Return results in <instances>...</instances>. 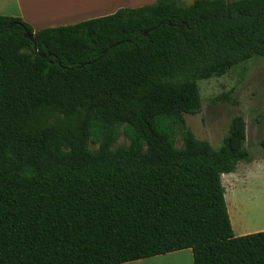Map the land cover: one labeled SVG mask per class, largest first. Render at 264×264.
<instances>
[{
	"label": "trees",
	"instance_id": "obj_1",
	"mask_svg": "<svg viewBox=\"0 0 264 264\" xmlns=\"http://www.w3.org/2000/svg\"><path fill=\"white\" fill-rule=\"evenodd\" d=\"M255 56L264 0H155L39 30L0 15V264L187 248L193 264H264V230L234 235L221 182L250 160L245 119L213 147L184 118L197 80Z\"/></svg>",
	"mask_w": 264,
	"mask_h": 264
},
{
	"label": "rangeland",
	"instance_id": "obj_2",
	"mask_svg": "<svg viewBox=\"0 0 264 264\" xmlns=\"http://www.w3.org/2000/svg\"><path fill=\"white\" fill-rule=\"evenodd\" d=\"M193 0H179L189 4ZM153 3V2H152ZM150 4V3H148ZM201 108L184 114L187 126L196 138L220 146L233 115H242L246 122L245 146L250 160L238 161L234 170L221 175L225 201L233 233L242 235L264 230V57L255 56L229 68L220 76L197 80ZM128 142L121 136L118 143ZM181 144L179 136L177 145ZM191 251L184 249V251ZM172 253V252H170ZM157 258L147 264H162L163 260H189V252Z\"/></svg>",
	"mask_w": 264,
	"mask_h": 264
},
{
	"label": "crops",
	"instance_id": "obj_3",
	"mask_svg": "<svg viewBox=\"0 0 264 264\" xmlns=\"http://www.w3.org/2000/svg\"><path fill=\"white\" fill-rule=\"evenodd\" d=\"M154 1L155 0H0V15L18 16L29 23L34 30H39L44 27L68 25L89 18L105 16L114 13L121 7H138ZM183 252H189L192 260L191 251H184L183 249L175 251L174 254H182ZM172 253L156 255L120 264H147L154 259L171 256ZM167 260H170V263L165 262ZM167 260H163L162 264H172L171 261H174L173 264H185V260H176L174 258Z\"/></svg>",
	"mask_w": 264,
	"mask_h": 264
},
{
	"label": "water",
	"instance_id": "obj_4",
	"mask_svg": "<svg viewBox=\"0 0 264 264\" xmlns=\"http://www.w3.org/2000/svg\"><path fill=\"white\" fill-rule=\"evenodd\" d=\"M147 30L146 31H144V35H146L147 34ZM25 37H27L28 39H30L32 42H34V37H33V35L32 34H30V33H28V32H26L25 33ZM103 52H105V50L103 51ZM42 57H44L45 55H41Z\"/></svg>",
	"mask_w": 264,
	"mask_h": 264
},
{
	"label": "bare ground",
	"instance_id": "obj_5",
	"mask_svg": "<svg viewBox=\"0 0 264 264\" xmlns=\"http://www.w3.org/2000/svg\"><path fill=\"white\" fill-rule=\"evenodd\" d=\"M184 260H185V259H184ZM169 261H170V260H167V261H165V262L170 263ZM171 262H172V264H173L174 261H171ZM184 263H185V264H189V260H187V261L185 260ZM164 264H165V263H164Z\"/></svg>",
	"mask_w": 264,
	"mask_h": 264
}]
</instances>
